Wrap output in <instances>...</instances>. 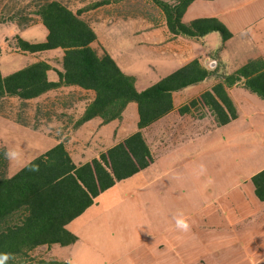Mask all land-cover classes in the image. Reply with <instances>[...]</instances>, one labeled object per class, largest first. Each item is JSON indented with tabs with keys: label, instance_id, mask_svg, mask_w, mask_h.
<instances>
[{
	"label": "rangeland",
	"instance_id": "obj_1",
	"mask_svg": "<svg viewBox=\"0 0 264 264\" xmlns=\"http://www.w3.org/2000/svg\"><path fill=\"white\" fill-rule=\"evenodd\" d=\"M39 1L0 0V47L2 49L0 73L2 75L16 72L30 63L48 59L57 69L62 70V49L32 54L22 53L15 47L16 35L33 42L46 40L48 29L35 13ZM61 1L76 10L75 8L86 7L98 0ZM110 1V4L118 6L115 9L116 17L103 18L102 13L100 17L95 9L84 13L98 35V40L93 46L100 51L104 49L108 51L124 71L137 76L139 90L150 87L181 67L180 63H183L187 56L168 54L157 41H154L163 34L165 27V17L159 6L151 0ZM200 2H206V4H195L189 13L184 15L183 21H193L197 15L203 13H215V17L233 33V37L228 44H225L221 33L213 32L204 43H197L199 47L194 48V51L219 53L225 64H228L229 71L236 70L241 63L248 61L249 57L264 54V0L241 2L220 0L217 1L218 4L214 1ZM119 4H131L130 8L125 9L130 13L129 16H120L123 10ZM108 8L112 13L113 7L108 6ZM145 16L151 17L152 21ZM48 75L50 80L58 79V73L55 70L50 71ZM233 92L242 117L239 121L227 126L225 133L218 131L216 138L218 145L219 141L231 136L236 138V141L220 146V150L218 149L216 156L212 159L214 163H216L215 158L218 163H225L224 174L218 172L220 176L225 177V180L230 175L235 178L241 172L239 174L241 177L244 172L250 174L264 166V99L243 87H236ZM50 93H55V90L47 94ZM47 94L32 100H22L14 96L0 99V147L5 148L7 153L16 154L15 158L7 159V167L0 168V174L15 175L30 161L53 148L59 142L57 134L62 130V135L67 133V137L71 139L70 133L74 131L71 121L76 118V114L83 112L85 102L81 101L78 104L71 102L64 105L50 103V101L44 102ZM136 106V103H132L131 107H128L124 121L118 120L99 128L100 119L95 118L73 133L74 137L82 140V145L88 143L91 145L90 148L81 149L85 159L91 157L102 143L112 141L117 131L122 133L134 128L138 129ZM247 115L251 116L247 117ZM57 124L59 127L56 126ZM243 140L250 143L247 150L237 148ZM187 147L188 145L181 146L180 151L176 150L166 156L171 173L169 179L164 181L163 189L162 181H151L161 173L160 164L164 159H162L163 154L160 153L157 154L158 165H154L151 169L150 175L154 174V176L150 180L145 178L146 173H140L120 182L115 188L108 190L103 197L100 196V204H97L99 202L97 200L90 213H85L83 217L68 225V229L73 230L72 232L79 237L74 244L70 246L54 244L55 247L51 251L47 249V246H41L33 254L51 257L57 251L63 250L65 258L72 264H115L114 262L118 260L120 262L117 264H128V227L145 226L148 215H160L162 211L172 214L184 207L182 193L187 184L184 181L180 184L177 180L180 177L185 179L189 175L185 168L178 170L176 162L178 158L184 159L189 153L191 149ZM75 159H79L78 155H75ZM240 167L243 168L242 171H238ZM250 184L254 188L253 183ZM190 188L195 196L194 192H198L195 190V185L191 184ZM205 190L206 187L202 192ZM233 194L235 195L234 190L230 196ZM251 208L253 206L249 201L240 206L242 211ZM160 223V220L155 222L156 225ZM246 232L250 233V237L245 239L246 242H242L237 247L229 244V249L222 250L232 261L237 259L243 262L240 264H246L244 261L246 257L255 260L264 255V220L254 224Z\"/></svg>",
	"mask_w": 264,
	"mask_h": 264
},
{
	"label": "trees",
	"instance_id": "obj_2",
	"mask_svg": "<svg viewBox=\"0 0 264 264\" xmlns=\"http://www.w3.org/2000/svg\"><path fill=\"white\" fill-rule=\"evenodd\" d=\"M151 1L161 8L169 31L175 35L202 39L220 32L223 42L233 37L216 17L184 22V14L196 0ZM110 3V0H98L75 11L61 0H40L35 13L48 29L46 40L33 42L19 35L14 37L15 47L22 53L63 49L62 70L47 60H39L11 74L0 73V99L14 96L32 100L51 90L76 85L93 91L95 97L71 121L73 130L96 117L102 119V124L122 119L132 102L138 104L139 122L134 134L85 163L77 164L66 141H60L15 175L0 174V253L14 257L7 264H72L36 256L33 252L42 245L75 243L79 237L68 225L94 205L102 193L154 163L157 150L148 142L144 131L173 110L175 92L210 77L218 78L200 99L180 109L183 114L202 102L209 106L218 126L239 116L231 87L240 85L264 99V58L250 59L227 74L209 69L200 58H195L139 90L136 76L126 73L109 52L93 46L98 35L83 16L88 10ZM52 70L58 73L57 80H50L48 73ZM5 153L7 150L0 147L1 169L7 167ZM252 182L257 197L264 201V169L252 177Z\"/></svg>",
	"mask_w": 264,
	"mask_h": 264
},
{
	"label": "crops",
	"instance_id": "obj_3",
	"mask_svg": "<svg viewBox=\"0 0 264 264\" xmlns=\"http://www.w3.org/2000/svg\"><path fill=\"white\" fill-rule=\"evenodd\" d=\"M200 1H214L215 4H218L217 1L220 0H196L189 6L185 14L189 13V11L197 3L202 5L206 4V2ZM235 1L241 2L244 0ZM112 5L113 4H107L95 9L96 11H98V16L101 17L102 15L103 18L109 16L116 17L117 15L115 9L118 6L116 4H114L113 6ZM130 5L131 4H119V7L121 8V10H123V12L120 13V16H129L130 13L125 9L130 8ZM108 6L113 7L112 13L109 12L110 8H108ZM75 9V11H77L78 9H80V7ZM100 13L102 14L100 15ZM83 16L85 17V14H83ZM215 16V13H203L197 15L196 19ZM145 17L148 20L152 21L151 17ZM210 34L206 35L202 39H195L183 35H175L169 31L165 19L163 34L159 38L157 37L153 39L154 41H157L158 45L162 47V49L168 54H171L173 56H187L183 63H180L181 67L195 58H200L205 66L209 69H219L220 73L226 74L234 72L235 69L232 71L228 70V64H225L223 58L219 55V53H215V51L206 53L203 50H200V53H197L196 51H194V48L199 47L197 43H204L210 36ZM230 40L224 43L228 44ZM256 58H264V54L249 57V60ZM49 60L50 59H48L47 61ZM248 61L246 60L241 63L240 66L236 68V70ZM217 82L218 78L210 77L198 84L175 92L173 94V110L156 121L154 124L149 126L144 131L148 142L154 149L157 150V154H163L162 159L164 160H162L160 164V175L154 177L153 179L151 178L154 176V174L150 175L151 169L154 165H158V155H156L154 163H152L149 167L143 169L136 175L140 173H146L147 177L145 178H147V180L151 179V181H162L161 186L163 189V186L165 184L164 181L166 179H169L168 177L171 173V171L169 170L170 166L167 161L168 158L166 156L174 153V151L176 150L180 151L181 146L186 147V145H188L187 148L191 150L187 155L185 154L186 157L184 159H177L176 166L178 170L185 168L189 176L185 179L180 177V179L177 180L180 184L183 183V181L187 184L182 193V199L183 202H185V204H183V208L172 212V214L167 211H162L160 215H148L145 226L128 227V264H216L217 262L221 264L243 263L242 261H238L237 259L232 261L230 257H226L224 251L222 250L229 249V244H231L233 247H237L240 246L242 242H246L245 239H248L250 237V233L246 231H249L250 227H252L254 224L260 223L262 220H264V201H261L257 197L255 193V187L252 188L250 184L253 183L252 177L256 173L264 169V166L256 169L250 174L244 172L243 174H241V177H239V174L241 172H239L237 174L238 177L235 178H232V176L229 174V178L225 180V177H223V175L220 176L218 173L222 172V174H224L226 168L225 163H221L220 161V163H218L216 161V158V163H214L212 159L216 156L218 149L220 150V146H225L230 142L236 141V138H233V136H231L229 138L223 139L222 141H219L218 145L216 133L218 131H221V133H225L227 129L226 127L232 125V123H235L236 121H239V119L242 117V114L239 112V116L237 119L226 125L218 126L213 112L211 111L209 106L202 102H199L197 105L191 107L190 110L186 113L182 114L180 112V109L183 106L189 105L193 100L200 99L201 95L205 91L210 90L212 86ZM72 86L76 85L63 86L58 89H54L55 93L47 94L50 91L45 93L47 94V96L44 98V102L50 101V103L64 105L71 102L74 104H78L79 102L83 101L85 102L86 107V105L95 97V93L91 90H86L79 86ZM236 87L241 86L235 85L231 87L230 93L234 97L238 106V102L233 92ZM132 103H130L128 107H131ZM128 107L126 108V110L128 109ZM136 109L138 112V126V104L136 106ZM125 112L123 118L118 119L119 121L125 120ZM82 113H78V115L76 114V118L79 117V115H81ZM250 116L251 115H247V117ZM96 118L100 119L98 122L99 128L105 127L107 125L115 123V121H118L115 120L108 124H102V119L100 117ZM87 123H90V121ZM87 123H85L79 129L85 127ZM58 125L59 124H57L56 126ZM79 129H76L70 133V135L72 136L71 139L67 137V133L62 135L63 130L59 132V134H57L59 142L66 141L67 148L77 164L85 163L95 157H98L102 152H105L109 148L119 144L138 130L134 128L132 130L123 131L122 133L120 131H117V135L112 141L102 143V145H100V148H97L91 157L85 159L84 153L81 154V149H83L84 147L90 148L91 145L89 143L86 145H82V140L79 137L73 136V133L78 131ZM236 135L239 136L240 134ZM249 146L250 143L246 140H243L241 141V145L237 148H240L241 150H247ZM225 149H227V147H225ZM75 155H78V160L75 159ZM201 166H203V169L201 168ZM242 167H240L238 171H242ZM136 175L128 179H131ZM120 182L116 183V185L110 189L115 188ZM191 184H194L196 188L195 190L198 191L194 192L195 196H193V190H191L190 188ZM205 187V192H202ZM233 190L235 192V195L233 194L232 196H230ZM107 191L101 194L102 197ZM100 196L96 199V201H99ZM248 201L252 203L253 208L247 211H242L240 209V206ZM98 203L100 204V201L97 202V204ZM93 207L94 206L92 205L80 217H83L85 213H90V211L94 209ZM180 212L184 214L189 224L191 225V230L189 232H180L175 228V220L173 217L174 214ZM155 217L160 218L155 219ZM78 218H76L75 220H77ZM75 220L70 224L74 223ZM159 220L161 222L160 225H156L155 222H158ZM170 220L172 221L170 222ZM42 246H47V249L49 251H51L55 247L54 244ZM39 248H41V246H39L37 249ZM62 251L63 250L57 251L55 254H52L51 257H49L48 255H44L41 257H45L48 259L56 258L68 261V259L65 258L66 255H64ZM244 261L246 262V264H264V255L255 260L246 257ZM118 262H120V260L114 263L117 264Z\"/></svg>",
	"mask_w": 264,
	"mask_h": 264
},
{
	"label": "clouds",
	"instance_id": "obj_4",
	"mask_svg": "<svg viewBox=\"0 0 264 264\" xmlns=\"http://www.w3.org/2000/svg\"><path fill=\"white\" fill-rule=\"evenodd\" d=\"M7 158H15L16 154L13 152L5 153ZM203 169V166H201ZM175 228L180 232H189L191 230V225L189 224L187 218L182 212L174 214ZM13 254L10 253H0V264H7V262L13 259Z\"/></svg>",
	"mask_w": 264,
	"mask_h": 264
}]
</instances>
